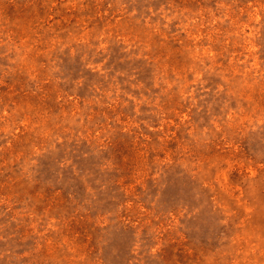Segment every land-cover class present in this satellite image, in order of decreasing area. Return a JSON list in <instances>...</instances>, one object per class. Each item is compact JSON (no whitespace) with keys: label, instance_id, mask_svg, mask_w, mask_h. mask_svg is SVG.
<instances>
[{"label":"rangeland","instance_id":"1","mask_svg":"<svg viewBox=\"0 0 264 264\" xmlns=\"http://www.w3.org/2000/svg\"><path fill=\"white\" fill-rule=\"evenodd\" d=\"M0 264H264V0H0Z\"/></svg>","mask_w":264,"mask_h":264}]
</instances>
